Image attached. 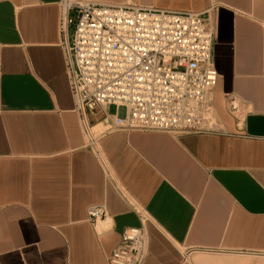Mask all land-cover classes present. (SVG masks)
I'll return each mask as SVG.
<instances>
[{"label": "crops", "instance_id": "0c3cea01", "mask_svg": "<svg viewBox=\"0 0 264 264\" xmlns=\"http://www.w3.org/2000/svg\"><path fill=\"white\" fill-rule=\"evenodd\" d=\"M78 1L209 16L216 129L103 132L101 112L84 121L61 0H0V264H108L128 228L147 234L145 264H196L181 254L197 252L264 264V0ZM93 207L106 216L91 221Z\"/></svg>", "mask_w": 264, "mask_h": 264}, {"label": "built area", "instance_id": "2783aa9c", "mask_svg": "<svg viewBox=\"0 0 264 264\" xmlns=\"http://www.w3.org/2000/svg\"><path fill=\"white\" fill-rule=\"evenodd\" d=\"M60 6L71 92L84 121L89 112H101L114 130L215 131L210 96L219 75L209 16L78 0H61ZM88 214L98 222L107 211L93 207ZM148 249L146 232L128 228L108 264H145Z\"/></svg>", "mask_w": 264, "mask_h": 264}, {"label": "rangeland", "instance_id": "374dc122", "mask_svg": "<svg viewBox=\"0 0 264 264\" xmlns=\"http://www.w3.org/2000/svg\"><path fill=\"white\" fill-rule=\"evenodd\" d=\"M111 114H116V109L115 107H112L111 109ZM119 116L124 117L125 116V110L121 109L119 111ZM100 127L98 129H94L92 131L91 135L96 136V134L100 133ZM140 132L137 130H130V131H121V130H114L110 129L107 127L103 128V132ZM148 133H159V134H170V135H178L174 133H169V132H148ZM91 139V138H90ZM147 223V222H146ZM182 259L185 261H190V262H196V264H241L240 262H243L244 264V254H229V255H221L219 256L216 252H197V253H182L181 254Z\"/></svg>", "mask_w": 264, "mask_h": 264}]
</instances>
